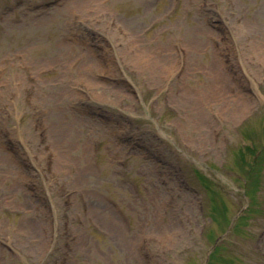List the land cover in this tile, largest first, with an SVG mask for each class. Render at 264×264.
Here are the masks:
<instances>
[{"label":"rangeland","instance_id":"1","mask_svg":"<svg viewBox=\"0 0 264 264\" xmlns=\"http://www.w3.org/2000/svg\"><path fill=\"white\" fill-rule=\"evenodd\" d=\"M0 264H264V0H0Z\"/></svg>","mask_w":264,"mask_h":264},{"label":"bare ground","instance_id":"2","mask_svg":"<svg viewBox=\"0 0 264 264\" xmlns=\"http://www.w3.org/2000/svg\"><path fill=\"white\" fill-rule=\"evenodd\" d=\"M103 218L108 220V221H111V217H110V215L108 213H105Z\"/></svg>","mask_w":264,"mask_h":264}]
</instances>
